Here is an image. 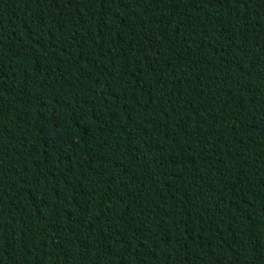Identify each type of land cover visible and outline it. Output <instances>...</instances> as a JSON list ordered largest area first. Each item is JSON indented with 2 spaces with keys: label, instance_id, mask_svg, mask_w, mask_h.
I'll return each mask as SVG.
<instances>
[{
  "label": "trees",
  "instance_id": "1",
  "mask_svg": "<svg viewBox=\"0 0 264 264\" xmlns=\"http://www.w3.org/2000/svg\"><path fill=\"white\" fill-rule=\"evenodd\" d=\"M0 264H264V0H0Z\"/></svg>",
  "mask_w": 264,
  "mask_h": 264
}]
</instances>
